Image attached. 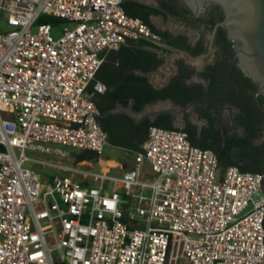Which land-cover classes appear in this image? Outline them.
Returning a JSON list of instances; mask_svg holds the SVG:
<instances>
[{
    "label": "built area",
    "instance_id": "built-area-1",
    "mask_svg": "<svg viewBox=\"0 0 264 264\" xmlns=\"http://www.w3.org/2000/svg\"><path fill=\"white\" fill-rule=\"evenodd\" d=\"M0 22V264H169L177 238L183 264H264L263 173L156 125L121 175L73 158L110 144L88 92L105 55L165 46L124 0H0Z\"/></svg>",
    "mask_w": 264,
    "mask_h": 264
},
{
    "label": "crops",
    "instance_id": "crops-1",
    "mask_svg": "<svg viewBox=\"0 0 264 264\" xmlns=\"http://www.w3.org/2000/svg\"><path fill=\"white\" fill-rule=\"evenodd\" d=\"M124 1L132 9L145 14L159 31L174 37L186 36L193 45L205 39L208 47L211 33L207 32L205 24L194 25L188 21L185 13L189 9L182 0ZM169 9H174L179 15L171 16ZM165 48L144 41L129 42L105 55L96 80L106 87V91L96 92L95 83H92L88 92L100 111L101 125L109 136V146L113 150L107 157H103L104 153L96 160L81 161L88 165L86 168L110 171L114 175L131 169L134 165L133 152L142 150L148 138V132H142L138 126L148 119L154 121L162 113H169L178 128H185L190 123L198 126L201 132L208 126V120L198 111L199 104L183 107L171 102V99H160L146 104L141 111L135 110V101L141 98V94L149 88L160 90L170 83L178 72L177 63L180 60L195 67L198 72L214 60V52L208 51L209 55L203 59L191 60L173 49L170 51L169 47L166 48L168 50ZM195 76L190 82H202L198 75ZM78 153L75 152V155Z\"/></svg>",
    "mask_w": 264,
    "mask_h": 264
},
{
    "label": "trees",
    "instance_id": "trees-1",
    "mask_svg": "<svg viewBox=\"0 0 264 264\" xmlns=\"http://www.w3.org/2000/svg\"><path fill=\"white\" fill-rule=\"evenodd\" d=\"M124 8L129 16L141 18L153 32L159 34L163 39V44L166 48L169 47L170 51L178 47L194 57H199L207 52L208 47L205 39L193 45L186 36L174 37L159 31L150 23L145 14L132 9L126 1H124ZM169 14L174 17L179 15L174 9H169ZM185 16L190 18L192 14L187 10ZM224 19L225 13L222 8L214 6L207 18H202L200 21L205 24L207 32L212 33L216 24ZM40 22L60 23L58 20L46 17H42ZM234 45L235 43L228 38L227 29L221 26L215 39L214 46L217 50L214 60L208 63L202 71L197 72L195 67L180 60L177 63L178 72L168 85L160 90L149 88L141 94L139 100L135 101V110L137 111L143 110L146 104L160 99H171L183 107L189 104H199L198 111L208 120V126L201 132L198 126L190 123L185 128H178L169 113H162L154 121L149 119L143 121L138 129L141 127L142 132H149V127L156 125L167 129L182 130L188 134L193 146L210 149L217 155L221 170L237 166L244 172L264 174L263 167H253L246 161V159H252L257 152L264 150V96L256 95L258 86L238 65L235 66L229 79L230 60ZM166 48L165 50H168ZM195 75L205 80L208 85L206 86L202 82H190ZM91 85L89 89L92 88ZM224 104L239 110L237 119L239 126L244 129V137L238 132L231 135L227 130L222 131L217 127L216 121L222 115V105ZM99 121L101 123L100 118ZM256 140H261V143L256 144ZM234 147L240 150L239 158L235 157ZM98 157L96 153L90 151H82L75 155L77 162L96 160Z\"/></svg>",
    "mask_w": 264,
    "mask_h": 264
},
{
    "label": "water",
    "instance_id": "water-1",
    "mask_svg": "<svg viewBox=\"0 0 264 264\" xmlns=\"http://www.w3.org/2000/svg\"><path fill=\"white\" fill-rule=\"evenodd\" d=\"M182 1L196 17H200L211 6H220L222 8L225 13V19L217 23L211 33L209 52L212 53L214 51L218 29L224 26L227 29L228 38L235 43L230 60L229 79L235 66L238 65L258 86L256 95L264 96V0ZM173 50L186 55L191 60L203 59L209 55L208 52L199 57H194L184 49L176 47ZM200 80L204 85H208L205 80ZM171 102L173 101L171 100Z\"/></svg>",
    "mask_w": 264,
    "mask_h": 264
},
{
    "label": "flooded vegetation",
    "instance_id": "flooded-vegetation-1",
    "mask_svg": "<svg viewBox=\"0 0 264 264\" xmlns=\"http://www.w3.org/2000/svg\"><path fill=\"white\" fill-rule=\"evenodd\" d=\"M213 8L214 6L207 8L206 12L204 14H201L200 17H196L195 14H193L192 17L188 19V21L193 23L194 25L203 24L200 20L203 17L206 19L209 13L212 12ZM216 50L217 48L214 46V51H213L214 57H215ZM208 51H209V45H208V50L206 53H208ZM238 114H239V110L236 108H233L231 105H228V104L222 105V115L217 118L218 128H221L222 131L227 130L231 135L234 132H238L244 137L245 136L244 129L238 124V119H237ZM255 143L259 144L261 143V140H256ZM239 151L240 150L237 147H234L233 152L235 154V157L237 158H239ZM246 161L249 165L253 167H263L264 168V150L257 152L252 159H246ZM263 186H264V182H263Z\"/></svg>",
    "mask_w": 264,
    "mask_h": 264
},
{
    "label": "rangeland",
    "instance_id": "rangeland-1",
    "mask_svg": "<svg viewBox=\"0 0 264 264\" xmlns=\"http://www.w3.org/2000/svg\"><path fill=\"white\" fill-rule=\"evenodd\" d=\"M63 27L64 25H56L54 27V30H53V37L54 38H59L62 34V30H63ZM7 28V25L5 22H0V31H4L6 30ZM113 150V147L109 146L106 148V152L105 154L103 155V157H107L108 156V153ZM74 154L73 153V158H74ZM39 174L41 176H44L46 174H49L52 172V170L48 169V168H42V167H38L37 168ZM260 194L256 195V197H259ZM175 244H176V248H175V251L174 253L172 254L171 256V259H170V263L169 264H183L184 262V245L181 241L180 238H177L176 241H175Z\"/></svg>",
    "mask_w": 264,
    "mask_h": 264
}]
</instances>
